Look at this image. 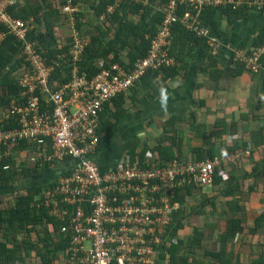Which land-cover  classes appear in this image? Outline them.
Masks as SVG:
<instances>
[{
	"label": "built area",
	"instance_id": "obj_1",
	"mask_svg": "<svg viewBox=\"0 0 264 264\" xmlns=\"http://www.w3.org/2000/svg\"><path fill=\"white\" fill-rule=\"evenodd\" d=\"M15 2L0 0V21L23 41L30 67L18 78L20 92L7 111L0 113V163L22 143L38 147L32 159L35 163L53 164L65 158L76 161L68 174L53 180L42 199L49 213L65 221L70 243L61 250V258L37 264H157L160 245L178 209V189L212 185L216 168L225 159L239 166L256 145L249 142L232 152L223 150L201 160L157 159L151 166L133 161L125 153L115 166L101 170L93 158L101 143V113L107 102L127 93L149 69L180 64L168 50L177 23L194 30L216 54L221 40L203 23V12L212 6L239 9L246 4L260 9L264 0H166L159 7L164 18L148 54L132 67L128 61L107 67L101 60L102 70L92 76L80 71L91 37L75 28L78 4L68 0L62 7L73 28L69 51L48 61L31 34L34 18L24 20L8 11ZM122 2L116 0L107 10L114 11ZM236 53L234 59L247 70L264 76V41ZM64 60L72 66L70 71L63 70L64 76L70 75L65 81L54 74ZM149 152L147 160L155 158ZM9 167V163L3 165L4 169ZM172 240L175 242L174 237Z\"/></svg>",
	"mask_w": 264,
	"mask_h": 264
},
{
	"label": "trees",
	"instance_id": "obj_2",
	"mask_svg": "<svg viewBox=\"0 0 264 264\" xmlns=\"http://www.w3.org/2000/svg\"><path fill=\"white\" fill-rule=\"evenodd\" d=\"M63 1L65 2V0H16L15 4L8 8V11L14 17L24 20L34 18L35 28L31 34L34 40L39 42V50L42 51L48 61L52 58H58L60 53L68 52L72 42L70 35L69 37L67 34L64 35V32L59 29L66 18L65 13L59 6ZM72 1L74 4L80 5V9L76 13L75 27L81 33L91 37V42L87 46L83 60L80 63V71L87 72L92 76L102 70V66L99 65L101 60H104V66L107 67L114 62L124 64L127 61L129 62L128 65L132 67L139 57L148 54L152 40L161 29L164 12L159 7L166 0H149L147 4L142 1L123 0L112 12L108 11L107 8L109 5H114L116 0ZM87 7L88 9H86ZM246 7L250 6L246 4L239 9H233L231 6H212L203 12L201 19L210 28L214 37L217 36L215 33L220 37V35H223L220 28L224 16L231 18L232 15H240ZM61 34L63 37H61ZM263 41L264 27L252 40L251 48ZM184 44L185 46L194 45L198 54L203 58L208 55L207 41L198 36L194 30L177 23L168 50L181 64L176 66L163 65L160 68L149 69L133 89H130L128 96L125 95L126 93H121L107 102L106 109L101 113L104 123V125L102 124L103 133L100 132L101 142L103 138L107 139L109 137L113 126L128 112V98L134 104L137 101L141 102L143 99H153L170 88L169 82L175 76L181 74L187 63L190 62L188 52L183 51ZM23 47V41L11 32L7 24L0 21V113L7 111L12 98L20 92L21 85L18 78L24 69L30 67V62L26 59ZM208 59L215 61L216 58L209 55ZM238 66L239 70H247L243 64ZM71 69L70 63L64 60L57 66L54 74L63 77L65 81L69 79L70 75L64 76L63 70L70 71ZM260 79L264 90V76L261 75ZM141 90H144L143 97H140ZM259 102H261L260 98ZM242 115L246 117L249 114ZM109 116L115 119L114 123L109 121ZM175 119L176 117L170 120L169 126L174 125ZM173 125L166 129H173ZM233 126L236 130V124ZM173 130L176 132L175 129ZM258 131L260 137H264L263 129L261 128ZM165 140H169L170 144H165ZM179 146L175 142L174 136L163 135L155 146L143 150L136 149L134 146L135 148L129 150V154L132 156L133 161H139L144 166H151L157 159L161 162L174 158L182 159L178 154V149V152L175 153V147ZM36 148L38 147L22 143L14 147L11 154L4 157L5 159L0 163V264H31L30 260L33 255H40L45 261H54L61 258V256H58L59 251L65 249L70 243L69 234L65 233L67 231H65L63 225L65 221L49 213L48 208L42 202L45 191L53 186V180L47 183L44 182L42 185L29 186L27 187V193L9 194V192H6L11 191L21 179L40 175L51 168V163L46 162L44 165L36 163L35 165L28 156L24 158L20 155L24 149ZM228 148L229 151L236 150V147L233 146ZM149 149L153 152L155 158L147 160L146 154ZM194 150L198 149L194 148ZM209 157L200 155L196 160ZM69 159L65 158L63 160ZM7 163L10 164V167L4 169L3 165ZM225 164V161H223L222 165L216 168L213 185L223 182L222 173L223 170H226ZM254 170L257 171L255 173L256 179L263 176L264 164L262 166L258 165ZM245 181L249 180L245 179ZM256 186L257 184L254 181L245 183V189L249 191L255 190ZM203 188L197 184H192L178 189L176 196L178 209L169 226L166 239L160 245L159 260L161 264H209L205 259L197 256L198 249L203 253L207 252V250L200 249L203 235L198 230H195L193 235L190 236L189 248L180 256L177 254L178 244L172 240L175 233L183 228V219L189 215L188 195H193L195 190L202 191ZM243 222L244 217L235 215L228 217L227 229L221 235L222 246L225 242L232 241L235 236L244 230L251 234L264 235V211L255 219L253 225L247 227L243 225ZM195 248L196 252H194ZM208 252L214 256L221 255L222 257H218L217 260H220L223 264H236L232 258L227 259L224 257L225 254L222 252ZM255 262L264 264V253H261L255 259Z\"/></svg>",
	"mask_w": 264,
	"mask_h": 264
},
{
	"label": "crops",
	"instance_id": "obj_3",
	"mask_svg": "<svg viewBox=\"0 0 264 264\" xmlns=\"http://www.w3.org/2000/svg\"><path fill=\"white\" fill-rule=\"evenodd\" d=\"M67 1L59 5L61 10ZM65 16L59 29L65 32L64 35H70L73 28L66 13ZM263 27V8L246 7L240 15H232L231 18L224 16L220 28L223 35L218 37L215 33L221 40L218 52L211 53L207 45V56H214L215 61H210L207 56L201 57L194 45L184 44L183 51L188 52L190 61L184 71L169 82L168 90L153 99L147 98L132 104L128 98V112L113 126L109 137L103 138L93 156L100 169L106 170L115 166L125 153L135 147L143 150L155 146L163 135L175 137V142L180 145L175 147V153L178 149V154L186 161L196 160L200 155H218L223 150L234 151H229V146L239 149L249 142L256 145L253 153L239 166L225 159L226 170L222 173V183L212 184L188 195L189 215L183 219V228L174 236L178 244V256L189 248V238L195 230L203 235L200 249L207 250L203 253L198 249L197 256L209 264L223 263L217 260L221 255L214 256L208 251L222 252L224 257L232 258L236 264H258L255 259L264 253V235L251 234L247 230L239 233L232 241L225 242L224 246L221 243V235L227 229L229 216L244 217L243 225L248 227L264 211V175L256 179L257 171L254 170L264 164V137H260L258 131L261 128L264 131V90L261 75L245 69L239 70L238 65L243 63L234 59L237 50L251 48L252 40ZM143 96L144 90H141L140 97ZM245 113L249 115L243 117ZM109 117V121L114 123L115 119ZM174 117L176 119L172 125L176 132L166 129L172 127L169 122ZM233 123L236 124V130ZM102 124L101 116L100 132L103 133ZM165 144H170V141L165 140ZM36 154V149H26L20 153L22 157L28 156L31 160ZM33 164L36 165L35 162ZM74 164L76 161L71 159L58 161L52 164L44 176L42 174L45 171L21 179L11 191L6 192L27 193V187L50 182L70 170ZM253 181L257 184L255 190L245 189V183ZM160 254L161 250L157 264H161ZM58 256H62V251H59ZM40 260H43L40 255H33L30 262L37 264Z\"/></svg>",
	"mask_w": 264,
	"mask_h": 264
},
{
	"label": "rangeland",
	"instance_id": "obj_4",
	"mask_svg": "<svg viewBox=\"0 0 264 264\" xmlns=\"http://www.w3.org/2000/svg\"><path fill=\"white\" fill-rule=\"evenodd\" d=\"M64 32V31H63ZM63 34H65V32L63 33ZM54 167V166H53ZM56 167H57V165H55V167H54V170H56ZM46 172H47V170L42 174V176H44L45 174H46ZM25 184H27V181L25 180ZM17 188H18V184H17Z\"/></svg>",
	"mask_w": 264,
	"mask_h": 264
}]
</instances>
